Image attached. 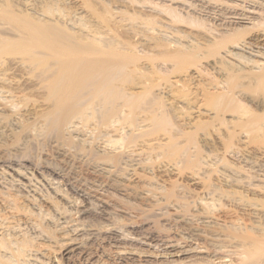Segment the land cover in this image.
Listing matches in <instances>:
<instances>
[{
	"label": "rangeland",
	"instance_id": "obj_1",
	"mask_svg": "<svg viewBox=\"0 0 264 264\" xmlns=\"http://www.w3.org/2000/svg\"><path fill=\"white\" fill-rule=\"evenodd\" d=\"M91 1L93 4L98 3L96 6L91 5L97 10L98 6L103 5L113 13L114 18L111 12L106 16L112 20L111 26L121 25L115 27L117 34L125 31L126 38L140 45L152 43L150 39L152 36L165 37L166 35L159 31H156L157 33L149 31L146 26L141 30V20L139 25L138 21L133 24L131 20L132 17L133 20H138L139 16L134 18L132 15L152 14L159 17L157 19L162 22L170 23L169 14H160L162 7L168 8V12L172 8V11L175 10L176 14L183 16L184 19L190 15L199 21V17L203 19L201 21H204L203 24L207 29L214 27L230 31L251 28L253 24L264 21L262 19L264 12L260 9L261 7L253 10L247 8V11L254 12L249 15L255 17V20L236 21L239 24L232 25L228 24L229 20L222 21L211 14L196 12L195 7L191 6V4L198 6L204 4L201 2H205V7L215 6L228 10L230 7L232 9L243 5L242 1L237 0H216L217 3H214V0H188L189 4H185L184 0L176 1L175 4L170 0H137L134 1L135 3L131 0V2L129 0ZM53 4L50 10L47 5ZM59 5L62 6V10ZM87 7L84 0H0V14L3 11L7 12L2 13H5L6 18L0 15V46L2 47L3 44L6 48L15 43L18 44L25 39L24 34L28 36V33L23 34L25 29H18L16 25L19 24H13L12 18L20 19V17L21 19L28 17L30 22H35V19L43 20L44 26L53 25L57 18L61 19L62 22L61 20L56 22L61 24L57 26L58 24L55 23V28L64 31L69 29L68 33H76V36L77 32H81L78 38L72 36L74 34L70 36L75 40L89 43L87 35L89 38L92 35L89 30L95 29L92 23L96 25L99 20L92 9ZM66 9H69L67 12L71 15L65 12V15L67 13L69 16L63 15V17L62 14ZM125 16L129 18V21L123 20ZM79 17L82 18V22L79 21ZM89 20H91L90 23ZM186 20L191 21L189 18ZM37 21L35 23L41 22ZM115 21H119V25L114 26ZM182 24H178L180 28L177 24L174 25L175 29L178 28L187 35L197 36L198 30L194 26ZM51 25L49 27H52ZM83 25L89 29L86 30ZM135 25L137 28L132 27ZM118 28L121 29L120 32ZM205 30L202 29V32ZM135 32L137 34L133 35ZM110 33L108 37L112 35ZM167 36L173 41L178 40L183 45L191 40L182 39L179 36ZM46 48L40 50L38 48V52L31 53V57L24 52L6 53L8 51L2 50L3 54L0 53V216L4 213L18 216L20 213L18 218L22 219V224L25 223L22 226L23 231H20L17 236L21 238L25 236L33 240L32 250L35 253L30 263L58 264V259L60 260L64 255L63 244L67 240L68 243L74 244L71 239L75 237L79 240V242L76 240L77 247L80 248L79 253L66 256L61 260L62 264H207L211 258L214 261H211L213 264H225L232 260L239 261L242 253L248 257L252 256L254 253L252 248L254 249L255 245L257 247L255 249L259 251L255 252L254 256L258 254L257 259L263 260L264 257L261 254H264V221L256 223L253 215L264 213V146H247L246 139L238 137V140L235 138L237 142L232 140L236 143L233 144L234 147L230 146L227 149L223 144L225 140L222 136L214 130L210 131L213 128L202 130V134L193 128V123L198 120L197 111L192 107L189 110V107H185L181 102L177 105L178 108L174 107V111L169 110L173 116L172 125L166 126L162 123L161 126L155 121L157 123H154L157 125L155 126L152 119L159 120V118L150 114L148 109L146 114L151 115L150 118H152L149 119L143 110L146 103H149V107L152 103L154 108L155 102L149 100L153 98L150 96L147 97L146 103H142L141 111L144 113L140 114L139 109L137 110L139 112H136V115L140 114L136 117H139L138 122L134 121L137 126H134L135 123L128 125L125 122L128 114L118 116L115 110L123 103V96H126L129 91L130 94L132 90L133 93L141 91L140 85H135L139 88L135 86L134 88L129 84L132 87L130 90L127 83L121 84V87L126 84L124 88L128 91L122 92L123 98L113 94V99L108 100V104L103 103L105 100L103 94L96 99L99 96V88L95 90L94 87L101 86L96 81L98 80L96 74L92 75L93 77H82L80 74L82 68L77 65L75 68L78 67L81 70L78 72L79 69L74 68V70L79 78L75 74L71 76L73 79L70 78L64 73V66L70 65L67 58L53 55L56 52L54 46H50L51 49ZM44 51H51V53L47 55ZM224 51L222 50L221 53ZM253 55L254 60L260 59L264 62V56L256 53ZM221 57L222 55L218 56V59L206 61L207 70L211 72L210 67H214L212 64ZM33 60L36 62H32ZM143 63L148 66L151 64L147 60ZM172 65L168 63L163 67L168 70L173 68ZM128 72L130 73L126 70V74L123 73L121 77L126 76ZM204 74H207V71ZM188 75V77L180 73L171 75V82L175 84L178 81L177 84L180 85L182 82L179 81L192 79L195 81L191 83L190 88L194 89L199 81L210 78V76L199 74L195 66L189 67ZM55 78H57L56 81H54ZM91 78L93 82L89 80ZM86 79L89 80L87 81L89 84ZM57 81L61 82L57 83ZM94 82L98 84L95 85ZM84 83L87 87L85 89L82 88V84L85 87ZM116 83L118 80L110 85L114 87L113 84ZM113 87L108 88L113 89ZM73 88L77 89V92L72 95L70 92ZM128 88L129 90H126ZM161 89L154 92L157 94L158 102L165 101L160 99L161 97L165 99L170 90L168 88L161 91ZM113 101L117 104L113 105ZM112 106L116 109L114 110ZM183 106L185 110L181 109ZM261 106L264 107V105ZM106 110H108L107 113ZM181 115H184L191 123L185 121L184 116ZM112 118L115 123L112 122ZM117 118L125 122L124 126L118 122ZM140 123L141 126H139ZM163 125L166 127L165 130ZM129 137L132 138L129 139ZM240 140L242 142H239ZM113 142L119 143L114 146ZM16 200V204L21 208L27 206V217L24 210L22 213L15 211ZM78 226L80 229L75 231ZM113 226L125 238L116 244L113 243L114 245L107 239L108 229ZM49 230L56 231L51 232L55 235L57 233L55 239ZM65 232L67 234H64ZM88 232L93 233L94 236L87 240L85 235ZM248 234L254 240L252 242L248 237L247 241H244L247 243L244 244L242 241L246 240ZM57 241H62L63 244L60 245L62 242ZM119 251L125 254L122 255ZM4 254L7 253L4 252ZM86 255L88 257H85ZM86 258L87 260H84ZM220 258H223L224 263Z\"/></svg>",
	"mask_w": 264,
	"mask_h": 264
},
{
	"label": "bare ground",
	"instance_id": "obj_2",
	"mask_svg": "<svg viewBox=\"0 0 264 264\" xmlns=\"http://www.w3.org/2000/svg\"><path fill=\"white\" fill-rule=\"evenodd\" d=\"M131 1H133V3H135L137 0H131ZM170 1H172L173 3L176 1L179 2V0H170ZM187 1L188 0H184L183 2L185 4H189V3H187ZM237 1H242L243 5H239V7H233L232 9H230L231 8L230 7V8H228V10L224 9V8H220V7H219L220 8L219 9L218 7H215V6L205 7L206 6L205 2H201L204 4H201L198 6H196L194 4H191V6L195 7V9L197 10V11L195 10L196 12L211 14V15L215 16V18H218V20H222V21L229 20V21H227L228 24L231 23L232 25L233 24H236V25L239 24L238 22H241V20H249V21L255 20L254 19L255 17L253 18V16H250V15L254 14V12L251 13V12L247 11V8H249V10L250 9L253 10V9L261 7L260 9H262L264 12V0H237ZM217 2L218 1L214 0V3H217ZM142 3H144V2H142ZM84 4L86 6H88L87 8L92 9V11L94 12V15L97 16V19L99 20V21L97 20L98 22L96 23V25L92 23L94 20H92V22H91L92 27L95 29L93 31L89 30V32H92L91 34L94 35L93 37L91 35L92 38L91 37L89 38V36L87 35L88 40L90 41L89 43L88 42L85 43L84 41L75 40V38H73L72 36H76L75 35L76 33L72 32L71 34H69L68 33L69 29L68 30L65 29V31H64L63 29L55 28L56 26H54V25L58 24L57 26H59L61 24V23H56V22H59L61 19L58 20V18H57V21H55L56 24L53 23V25L48 23L49 26L50 25L52 26V27H49L47 25L44 26V24H42L43 20L37 21V19H35V22L41 21L39 23H35V22H30L29 19H27L28 17H25V18L23 17V19H21V17H20V19L12 18V20H14L13 24L14 25L19 24V25H16L18 27V29H20V30L25 29L23 34L28 33V36L26 34H24L25 39L23 40V42L21 41L22 43L20 42L18 44L15 43L14 45H9L10 47L6 46L7 49L2 44V47L0 46V48H3V49H0V53H2V50L8 51L6 53L24 52L25 55L29 54V57H31L30 56L31 53L38 52L37 51L38 48L40 50L41 48L44 49L46 47L50 48V46H54V47H56V52L54 54L53 53L52 54L53 55L56 54V56H58L60 58L61 57L67 58V60L69 61L68 64L70 63V65L64 66L65 67L64 73L66 75H68L70 78H72L71 76H73L74 74L76 75L77 72L81 70L78 67L75 68L77 65L78 66L80 65L79 67L82 68V73H80L82 77H93L92 75H94V74H96L95 76H98L97 77L98 80H96V81H98V83L101 84V86L98 85V87H94V89L96 90L97 88H99L98 89L99 96H97L96 99H98V97H101L102 96L101 94H103V96H105V100L103 101V103H107L108 100L110 101V99H113V97H112L113 94H118L119 96H121L122 92H128V91H125V88H124L126 84L124 85V87L123 86L121 87L120 86L121 84L123 85L124 83H127L128 86L127 85L126 86L129 87L130 90L135 85L136 86L140 85L139 87H141L140 88L141 91L139 90L138 93H136V92L133 93V90H132L131 91L132 94H130V91H129V93L126 94V96H123L124 98L121 96L123 98L122 99L123 103H121L120 107L119 106L117 107V110H115L116 108H114L112 106L113 109L115 110V113L118 116L120 114H121V116L123 114H128V118L125 119V122H127L128 125H129V123H130V125L131 124L134 125L135 122L136 123L138 122L137 120L139 117L136 118L137 115L144 113V111L143 112L141 111L143 109L142 103L145 101H148L147 97L150 96V98L151 97H153V98L149 99V100L150 101L153 100V102H155L154 108H153L152 103H151L152 106L149 107V103L147 104L145 102L146 105H148V107H146V105H144L145 109H143V110H145L144 114L147 115V117H149V119H152V118H150L151 115L148 116V114H146L148 112H150V114L151 113L154 114L153 116L159 118V120L158 119H156V120L152 119L153 124L155 123V121H157L159 125H161L162 123L166 126L172 125L173 116L169 110L174 111V107L175 106L177 107V105L181 102L184 104L185 107H187V108L189 107V110H190V107H192L193 109H196V111H197L198 120H196V121L194 120L195 123H193V121H192V123L194 124L193 128H195L196 131H200V133L202 130H204L206 128H209V129L213 128V129H210V131L212 132V130H214L215 132H217L219 134V136H222V138L225 141L224 140H223L224 142L222 140L221 141L223 142L224 146L227 149L230 146H233V144L235 142H233L232 140H235V138L237 139L238 137H240V139L245 138L246 139L245 144L247 146H251V145L252 146L256 145L258 147L264 146V107L261 106V105H264V62L260 61V59L259 60L253 59V56H254L253 53L264 56V49H262V47L264 45L263 44L264 39H262L264 37V21H261V22L259 21V23L253 24L251 28L247 27V28H242V29H232L230 31L219 30V29L214 28V27L207 29L205 24H203L204 21L203 22L201 21L203 19H201L199 17H198L199 21H197V20H195L196 17L192 18V16L189 15L188 18L191 19V21H188V20H186L188 18L184 19L183 16H180L179 14L177 15L175 10L172 11V8L168 12V8L163 9V7H162L160 9V14H164V13L169 14L171 17L170 23L162 22L161 20L157 19L159 17H157V16L155 17L152 14L151 15H145V14L144 15L143 14L142 15L141 14L140 15H132V16H134V18L136 16H139L138 20L134 19L135 21L133 20V17H132V19L130 18L133 21V24L135 22L137 23V21H138L137 24L139 25V21L140 20L142 21V22L140 21V23L143 25V26L141 25V27H140L141 30H143L142 27L144 28L146 26V27H148L149 31H152L154 33H157L159 31V33L162 32L166 35L165 37H162V36H159V37L155 36L154 37V36H152L150 38L152 40V43H149L148 45H140V44H135L130 39L126 38L125 34H124L125 31H123V33L121 31L122 34L121 33L117 34V32H115L116 28L121 26V25L118 24L119 21H117V22L115 21L114 26L115 25H119V26H117V27L115 26L116 28L111 26V23H113V22L111 19H108V17L106 16V14L111 12L107 8V6H103V5L101 7L98 6V10H97L96 8H94L92 6H94V5L96 6L98 3L93 4V2L91 0H84ZM51 6L53 7L54 4L49 5V6L47 5V7H49V9ZM61 7L62 6H60L59 8H61ZM64 8H66V7H64ZM197 8H199V9H197ZM61 10H62V8H61ZM68 10L66 9L63 14H62V12H59V14L61 13L63 16V15H65V12H67ZM99 11H100V13H99ZM3 12H5V11H3ZM3 12H1L0 15L1 16L3 15L6 18V15H4V14L7 12L2 14ZM45 12H46V10H45ZM45 12H43V13H45ZM55 12H56V10L54 11V13ZM123 12H125V11H123ZM43 13L41 15H43ZM54 13H52V14H54ZM67 13H69V12H67ZM67 13H66V15H67ZM173 13H174V15H173ZM69 14L67 15V17L69 16ZM111 14L113 15L112 12H111ZM128 14H129V12H128ZM135 14H138V13H135ZM140 16L142 17V19ZM29 17H30V15H29ZM63 17H62V19H63ZM113 18H114V15H113ZM124 18H123V20L127 19L129 21L128 17L126 18V16H125ZM30 19H31V17H30ZM81 19L79 17L80 22L83 21V20L81 21ZM262 19H264V18H262ZM53 20H54V18H53ZM123 20H121V21L123 22ZM3 21H4V19H3ZM90 21L91 20H89V23H90ZM230 21H232V22H230ZM236 21H238V22H236ZM60 22H62V20ZM65 23H67V22H65ZM181 23H183L182 25L187 23V24L194 26L198 30L197 36H193V34L187 35L182 30H179L178 28L175 29L176 26H174V25H176V24L178 25ZM63 26H62V28H63ZM89 26H90V24H89ZM64 27L67 28L68 26L66 25ZM83 27H86V26L83 25ZM124 27H126V26H124ZM132 27H136V25L132 26ZM178 27H179V25H178ZM87 28L88 27H86L85 29L87 30ZM89 28L91 29V26ZM145 29H147V28H145ZM202 29H206L205 30L206 33H205V31L202 32ZM83 30H82V35L84 36ZM120 30L118 28V32H120ZM137 31H138V29H137ZM145 31H142V33L143 32L145 33ZM109 32H111L110 35L112 34L110 37L107 36V35H109ZM79 33H81V32H79ZM79 33L77 32V36ZM127 33H130V32H127ZM154 33H153V35H154ZM72 34H74V35H72ZM134 34H137V32L133 33V35ZM70 35H72V36H70ZM89 35H90V33H89ZM122 35H123V37H122V39H120V37ZM126 35H129V34H126ZM167 35L179 36L182 39L189 38V40L190 39L191 40L188 42V44L183 45L181 42H178V40L177 41L175 39H174L175 41L171 40ZM129 36H127V37H129ZM80 40H82V39H80ZM132 40H134V38H132ZM82 42H84L85 44ZM49 48H46V49H49ZM222 50H225V51L221 53ZM248 51H250V53ZM44 52H46V51H44ZM46 53L48 55V53H51V51H49V52L47 51ZM220 55H222L221 59L217 60V62H214V63L212 61V63H213L212 65L214 67H210L211 72L209 70H207V66H205V64L207 63L206 61H209L211 59H218V56H220ZM36 59H38V58H36ZM142 60H143V62H144V60L145 61L147 60V62L149 61L151 64L149 66L145 65L146 63L144 64L142 62ZM263 61H264V59H263ZM32 62L35 63L36 61L33 60ZM159 62L160 63L162 62L163 64L162 63L160 64ZM168 63L173 64L172 65L173 68H169V66H168L169 69L167 68L168 70H166L164 67ZM37 64H39V63H37ZM131 66H133V68H131ZM190 66H195V68H197V71H199V74H201L202 76H204V75L210 76V78H208V79L204 78L203 81H199L196 84L194 89L190 88L191 85L193 84V82L195 81V80L193 81L192 79H185V80L182 79L183 81H179V82H182V83H180V85L177 84L178 81L175 84L173 82H171V77H170L171 75H175V74L180 73L182 75L183 74L186 75L185 77H188L189 76L188 70H189ZM209 66H211V65H209ZM209 66H208V68H209ZM36 67H38V66H36ZM74 68H75V70H77V69H79V70H77V72H75ZM129 68H131V69L128 70ZM126 70L130 71V73L128 72L126 76L121 77L123 73L126 74L125 73ZM205 71H207V74H204ZM63 77H64V75H63ZM99 78H101V79L103 78V79L100 80ZM56 79L57 78H55L54 81H56ZM82 79H84V78H82ZM119 79H121V81H123V83L121 81H119ZM89 80L93 82L92 78ZM89 80L86 79V82ZM99 80L101 82H99ZM117 80H118V83L121 82L120 84L116 83V84H118V86H115L116 84H113L115 87L114 88L112 85H110L111 83H114ZM59 82H61V81H57V83H59ZM94 83H95V85L98 84L96 82H94ZM129 84H131L132 87H130ZM61 85H60V87H61ZM85 85H86V83H84V86ZM176 85H178V86H176ZM65 86H67V85H65ZM89 86H91V84ZM56 87H57V85H56ZM108 87H113V89L108 88ZM139 87H136V88H139ZM161 87H162V89H161ZM82 88L85 89L87 87L86 86L83 87V84H82ZM129 88L126 90H129ZM168 88L170 89L169 91L167 90L168 96H166L165 99L163 97H161L162 99L159 98L160 100H165V101L159 100L160 102H158L157 94L154 93V92H156L155 90L161 89V91H162L163 89L166 90ZM59 89H61V88H59ZM108 89H110V90H108ZM75 92H77V89L73 88V90H71L70 93H72V95H73ZM64 93H65V91H64ZM67 93H69V92L67 91ZM75 96L77 97V95H75ZM121 97H119V98H121ZM119 98H117V99L119 100ZM260 98H262V100ZM259 99L261 100L260 102L258 101ZM78 100H79V98H78ZM156 100H157V102H156ZM99 103H100V101H99ZM112 103H113V105H115L116 102L114 103V101H113ZM110 104H111V102H110ZM155 104L158 106V108H156L157 106L155 107ZM184 106L181 109L185 110ZM138 109L140 112L137 111ZM148 109L150 111L147 112ZM102 110H101V112H102ZM109 110H110V108H109ZM151 110L155 111V113ZM107 111L108 110H106L105 112L107 113ZM136 112H139L140 114L137 113V115H136ZM156 112L158 115L156 114ZM92 113H94V112H92ZM115 113H113V114H115ZM189 114H190V112H189ZM184 115H186V113ZM229 117H231V118H229ZM86 118H88V117H86ZM183 119H185V121H187V118L185 116L183 117ZM110 120H111V118H110ZM112 120H113V118H112ZM145 120H146V118H145ZM147 120H148V118H147ZM96 121H98V120L96 119ZM115 121H116V119H115ZM149 121H151V120H149ZM112 122L115 123L114 120ZM118 122H121V125L123 124V126L125 124V122L123 123V121L122 120L120 121V119H118ZM108 123H109V121H108ZM136 123L134 126H137ZM118 124L120 125V123H118ZM155 124H157V123H155ZM164 125H163V129L164 128L166 129V127H164ZM139 126H141V123L139 124ZM155 126H157V125H155ZM120 127L123 128L122 126H120ZM137 129H139V128H137ZM171 129L174 130V128H171ZM171 129H169V130H171ZM113 130H115V129H113ZM124 131H125V129H124ZM142 134H143V132H142ZM142 134H141V136H142ZM175 134H176V132H175ZM187 135L188 134H186V136ZM173 137H174V135H173ZM183 137H184V134H183ZM130 138H132V137H129V139ZM194 138H195V136H194ZM135 141H136V139H135ZM120 142H122V141H120ZM239 142H242V140H240ZM113 143H114V146H116L117 143H119V142H117V143L113 142ZM131 143H133L132 140H131ZM131 143H130V145H131ZM196 143H197V141H196ZM121 144H123V143H121ZM212 144H213V142H212ZM214 153H216V152H214ZM16 203H17V200L15 201V207H16L15 211H17V212L21 211V213H22V211L24 210L25 211L24 214L26 216L27 206H26V208H21ZM11 205H13V204H11ZM13 210H14V208H13ZM28 213H31V212H28ZM19 214H18V216H19ZM11 215L12 214L7 215L4 213L3 215L0 216V264H34L36 262L30 263L31 257L34 255L33 253H35V251L32 250V248L34 247L33 246V240L30 239L29 237L26 238L25 236H23L21 238V237L17 236V234L20 233V231H23L22 226L24 225L25 222L22 224V222H23L22 219L18 218L17 215H14V216H11ZM30 215L31 214H29V216ZM253 218H254L253 220H255L256 223H261V221H264V213L263 214H257L256 213L255 215H253ZM28 219H25V220H28ZM69 224H71V223H69ZM80 226L75 228V231H78L80 229L79 228ZM49 231L48 232L55 239L57 237L56 236L57 233H56V235L52 234V233H55L56 231L55 232L54 231L52 232L51 230H49ZM108 231H109L108 232L109 236L107 237V239L110 240V243L112 242V244L113 243L116 244L119 241L125 239L123 236H121L119 234V232H117V230L114 229V226H113V228L110 227V229H108ZM44 233H45V231H44ZM64 234H67V232H65ZM83 235L84 234L82 233V236ZM85 236L87 237L86 239L88 240V238H91L94 235H93V233L88 232V234L86 233ZM248 237H250V241L253 242L254 238L251 239V235L249 236V234H248V236H246V240L242 241L244 244L247 243L244 241H247ZM54 239H52V240L54 241ZM239 239H243V238H239ZM71 240H72L71 242L74 241V244H72L70 242L68 243V240H67V242H65L66 244L65 243L63 244L62 241H64V240L61 241L62 243L60 241H57L58 243H61L60 245L63 244V247H64V250H63L64 255L60 258V260L58 259V264H62L61 260L63 258L65 259L66 256H70L71 254H75L79 251L80 248L77 247L78 244H76L77 243L76 240H78V237H75ZM78 242H79V240H78ZM248 244L251 245L249 242H248ZM252 244H254V243H252ZM255 246H254V249L257 248ZM246 247H247V245H246ZM246 247L243 246V248H246ZM254 249L252 248L254 253L255 252L257 253L259 251L258 249H255V251H254ZM123 251H125V250H123ZM184 251H186V250H184ZM250 251H251V249H250ZM4 252L7 254L3 255ZM119 252L122 253L121 251H119ZM119 252H117L118 255H119ZM244 252H245V250H244ZM247 252H249V251H247ZM254 253H252L253 255L249 256V257L245 254L243 255V253H242V255L239 254L241 256L239 261L237 260V262H234V260H232V261L228 262L226 260L228 263H225V264H264V258H262L263 260L257 259V257L259 258V255L257 254V256L255 257ZM8 254H10V256H8ZM124 254L122 253V255H124ZM87 255L89 256V254H87ZM87 255L85 257H88ZM261 256L264 257V254L262 253ZM211 259L208 260L209 262H207V264H213L212 262H214V261ZM220 259L222 262L223 258H220ZM84 260H87V258ZM217 262H218V260H217ZM179 263H181V262H179ZM222 263H224V261Z\"/></svg>",
	"mask_w": 264,
	"mask_h": 264
}]
</instances>
